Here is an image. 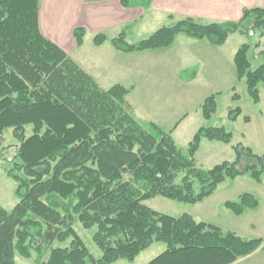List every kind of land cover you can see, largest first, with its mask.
<instances>
[{
    "label": "trees",
    "instance_id": "1",
    "mask_svg": "<svg viewBox=\"0 0 264 264\" xmlns=\"http://www.w3.org/2000/svg\"><path fill=\"white\" fill-rule=\"evenodd\" d=\"M135 1L121 4L130 7ZM258 31L255 48H264V6L245 9L238 21L202 24L187 17L138 42H128L122 33L112 43L130 53L170 47L181 33L223 45L235 32L252 37ZM85 34L84 28L75 30L79 46ZM105 40L104 34L95 37L97 45ZM251 48L248 42L239 47L235 69L259 103L264 62L252 68ZM130 92L121 84L102 88L44 35L40 0H0V136L12 128L20 142L9 171L19 183L20 201L11 211L0 207V264H17V253L29 258L32 248L39 252L38 264L133 261L155 242L166 248L148 264H233L264 245L263 238H244L190 214L170 216L145 204L156 196L196 204L227 179L246 173L261 182L264 154L240 143L234 146V161L204 168L196 159L203 140L230 144L233 133L224 126H202L185 152L173 136L182 119L171 130L139 120L127 100ZM201 110L205 119L213 117L216 94L204 100ZM242 113L237 106L229 118L237 120ZM244 120L250 121L249 116ZM225 205L240 215L260 202L245 192ZM76 221L96 227L93 239L103 252L100 258L76 231ZM69 240L66 246H52ZM45 249L50 254L42 260Z\"/></svg>",
    "mask_w": 264,
    "mask_h": 264
},
{
    "label": "crops",
    "instance_id": "2",
    "mask_svg": "<svg viewBox=\"0 0 264 264\" xmlns=\"http://www.w3.org/2000/svg\"><path fill=\"white\" fill-rule=\"evenodd\" d=\"M263 6L264 0H153L150 4L137 0L130 7H124L121 0H40V26L44 35L65 50L102 88L109 89L117 84L131 88L127 100L139 120L154 121L171 130L181 119H188V114L180 107L188 102V98L180 95L177 102L166 94L167 89L195 93L189 95L190 101L201 94L191 105L199 104L201 108L208 96L216 94L218 99L220 93L231 87V83L232 87H237L240 80L234 58L244 43V34L233 33L225 44L214 45L207 39L181 33L170 47L130 53L116 49L112 40L124 33L128 42L135 43V35L138 39H145L158 29L187 17L202 24L238 21L245 9ZM77 28L86 31L81 46L75 38ZM99 34L106 36L101 45L95 43ZM254 34V44H257L260 32ZM235 36H240L241 40L232 46L231 40ZM254 54L260 58L262 49L258 48ZM239 95L240 99L233 100L240 103L238 106L243 111L237 119L244 122L240 143L252 148L256 154H264L262 90L261 100L254 103L255 107L250 105L251 97L247 92L245 101L250 113L245 112L242 106L244 98ZM245 116H249L250 121H245ZM205 141L210 142L211 152L221 148L216 145L218 141L203 140L202 144ZM263 184L264 175L261 188H264ZM250 260L253 264H264V245L233 264H246Z\"/></svg>",
    "mask_w": 264,
    "mask_h": 264
},
{
    "label": "rangeland",
    "instance_id": "3",
    "mask_svg": "<svg viewBox=\"0 0 264 264\" xmlns=\"http://www.w3.org/2000/svg\"><path fill=\"white\" fill-rule=\"evenodd\" d=\"M259 32V31H258ZM237 33V32H235ZM257 34V32H255ZM260 36V35H259ZM239 37V38H238ZM255 34L250 37L244 35V43L248 42L253 47L250 51V60L252 62V68H258L264 62V55L258 58L254 52H257L258 48H255ZM134 40L138 42L142 39H138L135 35ZM241 38L240 36H235L232 38V46L239 44ZM264 38L262 39V42ZM263 51V47H261ZM185 76V75H184ZM183 76V77H184ZM237 87H231L220 93L218 97V110L210 119H205L200 105L191 106L195 103L196 99L201 97V94H197L192 101H190L189 95H194L195 93H179L180 90L167 89L166 94L173 96L177 102L180 95L188 98V102L182 103L181 110L187 113V120L181 121L179 123V128L177 127L173 131V136L177 143L182 147V149L187 152V147L189 142L193 139V135L197 128L200 126H224L227 130L233 133V141L230 144L220 143V149L215 152L210 151V142L205 141L202 144L199 152L196 155V159L204 168H212L216 164L221 163L225 160L234 161L236 159V150L234 146L240 144L241 134L244 131V122L240 118L239 120H231L229 118V111L236 108L239 104L233 100V95L238 92L243 96L242 106L245 112L250 113V108L246 104V94L247 83L245 79L238 82ZM234 86V85H233ZM260 89L262 90V95L264 96V83L260 84ZM187 103V105H186ZM252 107H255L252 99L249 100ZM264 107V104H263ZM177 111V109H176ZM176 115V114H175ZM174 115V119L175 118ZM185 117V118H186ZM32 133V125L27 127V134ZM20 142L14 137L12 128H7L5 132L0 136V207L11 211L15 205L20 201L17 189L19 183L9 175V171L14 167V159L17 152V146ZM23 175V172L20 173ZM261 182H257L250 173L241 175L235 179L230 178L225 182L220 184L214 195L205 198L203 201L196 204L184 203L177 200L169 199L163 196H156L152 199L145 201V204L150 208L164 213L170 216H181L183 214H190L194 218L200 221H207L214 223L224 230H229L236 232L237 234L243 236L244 238H263L264 239V188H261ZM264 186V184H263ZM201 184L197 181L196 190L199 191ZM245 192H250L254 194L260 202V207L256 209H246L243 214H235L232 210L227 208L225 202L228 200L239 201L240 194ZM74 227L78 234L83 238L87 247L91 253L96 257L100 258L102 256V250L96 244L93 239V235L96 232V227L85 228L79 221H76ZM70 242L61 243L55 241L52 246H66ZM166 245L162 242H155L147 250L143 251L135 260L129 261L127 259L118 260L111 264H148L153 260ZM50 254L49 249H45L41 258L42 260H47ZM257 258H254V260ZM17 264H38L39 263V252L32 248L31 256L29 258L23 257L17 253ZM246 264H253L252 260L245 262Z\"/></svg>",
    "mask_w": 264,
    "mask_h": 264
}]
</instances>
